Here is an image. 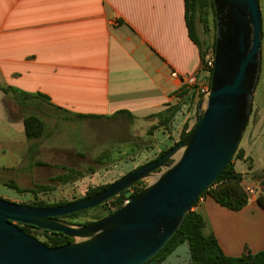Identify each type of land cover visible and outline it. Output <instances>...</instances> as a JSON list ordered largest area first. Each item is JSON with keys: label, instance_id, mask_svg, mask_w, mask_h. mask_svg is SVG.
Listing matches in <instances>:
<instances>
[{"label": "crops", "instance_id": "0c3cea01", "mask_svg": "<svg viewBox=\"0 0 264 264\" xmlns=\"http://www.w3.org/2000/svg\"><path fill=\"white\" fill-rule=\"evenodd\" d=\"M0 49L1 85L65 118L85 115L71 119L125 116L114 117L118 110L145 117L181 99L172 70L205 76L188 35L184 0H0ZM0 92L2 104L15 95ZM6 122L14 133L8 144L24 140L22 170L30 173L42 145L26 137L23 118L8 121L6 114ZM239 148L242 157L233 164L247 163L237 171L247 204L232 210L206 195L193 208L228 256L264 249V208L257 202L264 191V128L252 129Z\"/></svg>", "mask_w": 264, "mask_h": 264}, {"label": "water", "instance_id": "95a60500", "mask_svg": "<svg viewBox=\"0 0 264 264\" xmlns=\"http://www.w3.org/2000/svg\"><path fill=\"white\" fill-rule=\"evenodd\" d=\"M215 44L209 88L190 133L157 159L105 188L55 206H29L0 197V264H153L201 192L230 161L251 111L260 70L259 0H213ZM144 185L101 219L79 224L60 216L93 208ZM17 223L61 232L70 241L48 246ZM186 240L159 264H191Z\"/></svg>", "mask_w": 264, "mask_h": 264}, {"label": "rangeland", "instance_id": "374dc122", "mask_svg": "<svg viewBox=\"0 0 264 264\" xmlns=\"http://www.w3.org/2000/svg\"><path fill=\"white\" fill-rule=\"evenodd\" d=\"M259 9L262 20L260 70L250 115L238 147L245 142L252 129L256 132L260 125L264 128V0H259ZM199 12L196 33L207 47L206 54H210L214 38L213 15L209 7ZM19 98L17 96L16 100L7 96L2 104L0 92V197L29 206H35L39 200L47 204L70 202L84 197L90 188L112 183L135 167L154 159L160 150L172 146L178 141L184 124H187V131L196 119L194 103L182 105L164 127L151 115L136 119L126 116L114 119L65 118L43 101ZM6 114L8 121L17 118L24 121L28 116L37 121H33L31 128L39 130L38 136H26L42 145L35 153L38 159H33L37 163L30 167V173L22 170L26 163L24 140H14L8 144V139L14 133L7 129ZM48 140L56 143L54 149H49ZM246 164L241 160L236 161V171ZM67 169L74 171L68 180L55 179L68 173ZM13 177L19 180L15 181ZM11 182L27 191L20 192L9 187ZM37 184H45L46 187L37 192L28 190ZM102 211L103 207L99 206L76 218L64 220L83 224ZM37 239L41 241L46 238L38 235Z\"/></svg>", "mask_w": 264, "mask_h": 264}, {"label": "trees", "instance_id": "16d2710c", "mask_svg": "<svg viewBox=\"0 0 264 264\" xmlns=\"http://www.w3.org/2000/svg\"><path fill=\"white\" fill-rule=\"evenodd\" d=\"M206 7H209L211 9V13L213 15L214 38H213V42L211 43V53L213 55L214 44H215V17H214L213 0H184V17H185L186 27L188 29V35L199 49L200 57L202 59V65L204 64V57L206 54L207 47L204 46V41L200 40L199 37L197 36L195 24H196V18H197L198 12L203 10ZM199 14L201 13L199 12ZM211 70L212 68L208 69V72H209L208 77H207L208 84H210L209 79H210ZM0 90L5 95H10V96H12L11 92L15 93L14 98L16 100H17V96L19 100L20 99L19 97L21 96L25 97L27 95V94H22L21 92H18L15 89H11V87L9 86H3L1 84H0ZM38 96L47 98L46 96L41 95V94ZM193 98H194L193 94L188 93L187 91H183L181 93V99L178 102L174 104L166 105L164 109L151 114V116H154L157 119V122L159 125L165 127L173 119V117L176 115V113L179 111L182 105L187 104L188 106H190L193 103ZM199 99L200 98H198L195 102V117H196L195 123L198 117L197 106H198ZM120 115H125L128 119L133 118V115L127 110H118L113 114L114 117H117ZM83 117H85V115L73 114L72 117H67V118H83ZM35 120L36 119H34L31 116L24 118L23 122H24L25 134L28 138L36 137L39 134L38 129L35 131L33 128H31L33 126V121L37 122ZM195 123L187 131H186L187 124H184L182 132L180 133V136L177 142L184 139L190 133ZM177 142H175L174 144H176ZM172 146H170L169 148L160 150V152L157 154V156L154 159H157L158 157H160ZM241 157H242L241 150L237 145V148L234 151L230 161L225 165V167L222 169V171L217 176L215 181L201 192V194L199 195V197L193 204L191 210L186 214L181 226L177 229V231L171 237V239L167 242V244L155 256V258L158 259L157 260L158 263L177 244L186 240L189 245L190 252L192 255L191 264H264V249L259 250L255 253L245 252L244 254L240 256H228L224 254V252L219 246L213 233L204 232V229L206 227V220L203 214L193 209L196 203L198 202L199 198L202 196H206V195L211 196L220 205L225 206L232 210H239L247 204L249 195L241 184L242 174L240 172H237L234 169V164H233L234 158H241ZM67 170H68V173L61 174L55 177V179H58L59 181L68 180L71 177L70 174H72V172L74 171L73 169H67ZM109 184L110 183H107V184H104L98 187L90 188L84 197L96 193L97 191L108 186ZM143 185L144 184L142 182H139L138 186L123 190L120 193L114 195L113 197L107 199L103 203L93 208L73 212V213H70L64 216H60L59 218L72 219V218H76L81 213L87 210L95 209V208H98L99 206L103 207V211L100 214H96L93 219L88 220L84 222L83 224H89V223L95 222L101 219L102 217L106 216L107 214L113 212L118 207H120L124 203L125 200L129 199ZM9 187L17 191H20V192L25 191V190L27 191V189H21L15 182H11L9 184ZM45 187H46L45 184H37L35 185L34 188L28 189V190L37 192ZM257 202L262 208H264V191L258 194ZM65 203H68V202L47 204L39 200L34 205L45 207V206H55V205H60V204H65ZM17 225L23 231H25L26 233L30 234L31 236L35 238H38V235L45 236L46 239L41 240V241L48 246H58V245H62L70 241V238L61 232L49 231V230L42 229V228L30 225V224L17 223Z\"/></svg>", "mask_w": 264, "mask_h": 264}, {"label": "built area", "instance_id": "2783aa9c", "mask_svg": "<svg viewBox=\"0 0 264 264\" xmlns=\"http://www.w3.org/2000/svg\"><path fill=\"white\" fill-rule=\"evenodd\" d=\"M213 65V55L212 53L206 54L204 57V64L202 65V71L205 73V76H198L196 73L184 74L179 71L172 70L171 76L176 78L180 84L179 91L180 97L183 91L193 94V103L195 104L196 100L201 97V95L209 88L208 84V69L212 68ZM128 200V199H127ZM125 200L124 202H126Z\"/></svg>", "mask_w": 264, "mask_h": 264}, {"label": "flooded vegetation", "instance_id": "af4514ba", "mask_svg": "<svg viewBox=\"0 0 264 264\" xmlns=\"http://www.w3.org/2000/svg\"><path fill=\"white\" fill-rule=\"evenodd\" d=\"M155 259H156V262H155V263H153V264H159V263L157 262V260H158V259H157V258H155Z\"/></svg>", "mask_w": 264, "mask_h": 264}]
</instances>
